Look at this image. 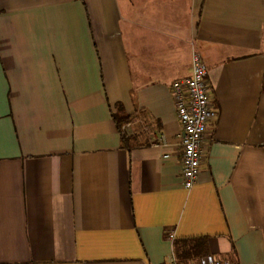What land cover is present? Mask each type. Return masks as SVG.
<instances>
[{"label": "crops", "instance_id": "0c3cea01", "mask_svg": "<svg viewBox=\"0 0 264 264\" xmlns=\"http://www.w3.org/2000/svg\"><path fill=\"white\" fill-rule=\"evenodd\" d=\"M195 53L219 114L186 190L156 143ZM197 239L264 264V0H0V264H189Z\"/></svg>", "mask_w": 264, "mask_h": 264}, {"label": "built area", "instance_id": "2783aa9c", "mask_svg": "<svg viewBox=\"0 0 264 264\" xmlns=\"http://www.w3.org/2000/svg\"><path fill=\"white\" fill-rule=\"evenodd\" d=\"M191 76L174 81L170 87L178 121L181 129L174 141L165 142L159 139L156 146L178 148L181 153V180L183 188L191 190L196 185L200 169L204 163L206 135L210 123L218 119V109L209 95L208 68L202 57L195 53L192 56ZM127 129V126L124 127ZM168 153L164 158H169ZM173 236H171L172 238ZM170 264H181L172 259ZM189 264H234L231 261H221L214 256L202 257Z\"/></svg>", "mask_w": 264, "mask_h": 264}, {"label": "trees", "instance_id": "16d2710c", "mask_svg": "<svg viewBox=\"0 0 264 264\" xmlns=\"http://www.w3.org/2000/svg\"><path fill=\"white\" fill-rule=\"evenodd\" d=\"M113 119L117 128L122 133V141L124 144L128 142V138L123 133V127L133 120V116L127 115L121 105L117 106L116 113H113ZM206 240L197 239L196 241H178L175 250L179 259L188 261L198 257H204L206 254Z\"/></svg>", "mask_w": 264, "mask_h": 264}, {"label": "rangeland", "instance_id": "374dc122", "mask_svg": "<svg viewBox=\"0 0 264 264\" xmlns=\"http://www.w3.org/2000/svg\"><path fill=\"white\" fill-rule=\"evenodd\" d=\"M127 130V129H126ZM125 129H124V127H123V133H124V131H126Z\"/></svg>", "mask_w": 264, "mask_h": 264}]
</instances>
